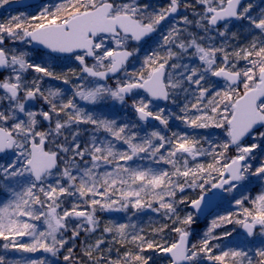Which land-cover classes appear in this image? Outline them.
I'll return each instance as SVG.
<instances>
[{"label":"snow or ice","instance_id":"6c2138e0","mask_svg":"<svg viewBox=\"0 0 264 264\" xmlns=\"http://www.w3.org/2000/svg\"><path fill=\"white\" fill-rule=\"evenodd\" d=\"M149 211L162 222L99 215ZM0 241V264H264V0H49L0 20Z\"/></svg>","mask_w":264,"mask_h":264},{"label":"rangeland","instance_id":"374dc122","mask_svg":"<svg viewBox=\"0 0 264 264\" xmlns=\"http://www.w3.org/2000/svg\"><path fill=\"white\" fill-rule=\"evenodd\" d=\"M47 2H49V0H43V2L41 4H44V3H47ZM161 2H163V0H161ZM41 4H38V5L34 6V7L27 8L25 10L10 11V12L9 11L8 12L7 11L4 12L3 11L4 7L0 8V15L2 13V17H0V20L7 18L9 15H16V14L21 13V12L27 13V14H35L37 12V10H38L39 5H41ZM37 55L38 56L42 55V53H37ZM115 107H117V106H115ZM114 108H112L111 111H113ZM202 134H207V133H206L205 130H203ZM256 190L257 189H255V191ZM219 207L221 209H224L225 207H227V205H224L223 202L221 201L219 203ZM219 211H221V210L219 209ZM99 215L101 216L102 222H107L109 220H112V221H115V222L124 223V222H129V217H131V222H136V223H138V224H140L142 226H147V224H148L150 219L153 220V221L154 220L161 221L160 217L157 214H154V213H151V212H150V214H148V212L147 213H138L137 216H131V212H121L120 214H117V212H103V213H100ZM118 215H121V217H119ZM241 236L239 238H237V239H240ZM228 239H230V238H228ZM231 239H230V241H231ZM225 241H223L224 244L226 243ZM2 243L3 242L0 241V245H2ZM77 243H79V241H77ZM117 247H119V245H117ZM121 251H123V249H121ZM2 254H4V250L2 249V247H0V255H2ZM43 255H47V254H44V253L28 254V253H19V252H15V251L8 253L9 258H16V259L20 258L21 256H32L33 258H39V257H41ZM114 255H115V253H114ZM58 264H64V262L62 260V257L58 261ZM157 264H161V262L157 261Z\"/></svg>","mask_w":264,"mask_h":264},{"label":"flooded vegetation","instance_id":"af4514ba","mask_svg":"<svg viewBox=\"0 0 264 264\" xmlns=\"http://www.w3.org/2000/svg\"><path fill=\"white\" fill-rule=\"evenodd\" d=\"M14 1H16V0H13V1H10V3L11 2H14ZM8 5V4H7ZM7 5H4V12L5 11H18V10H25V9H27V8H30V7H34V6H36V5H31V6H28V7H26V8H17V9H10V10H7L6 9V6ZM0 17H2V13H1V15H0ZM54 83H57L58 84V82H54ZM160 104H161V106H164V102H159ZM117 107H115L114 108V112H118V113H120L121 115H122V117L124 118V119H129V118H133L134 119V116H133V114L131 113V110L130 109H128V110H121V108H120V106L119 105H116ZM171 107V106H170ZM153 124H156L157 122H152ZM171 128H172V130H174V131H183V130H187V131H189V132H192L193 130H191V129H185V127L182 125V124H180V122L179 121H173L172 123H171ZM149 127V129L151 130V125H149L148 126ZM201 131V133L203 132V130H200ZM221 201L219 200L218 202H217V207H215L214 208V211H219V209L221 210V211H219V212H222L224 209H221L220 207H219V203H220ZM229 210H232V211H235L236 209H235V207L234 206H232ZM117 213H121V212H117ZM209 219H211V216H208V218H207V220H205L204 218L203 219H198V223H202V224H204V223H206ZM235 229V232H234V236H236L237 238H239L242 234H243V229H241L238 225H229L228 226V230H231V229ZM218 231H224V229H219ZM231 239V238H230ZM230 239H226V243L224 244V243H222V246H231V247H234L235 246V244H231L230 243Z\"/></svg>","mask_w":264,"mask_h":264},{"label":"water","instance_id":"95a60500","mask_svg":"<svg viewBox=\"0 0 264 264\" xmlns=\"http://www.w3.org/2000/svg\"><path fill=\"white\" fill-rule=\"evenodd\" d=\"M41 2H42V0H16L14 2L9 3L6 6V9L10 10V9H17V8H26L28 6L36 5V4H39ZM38 47H40V46H38ZM43 51H47V50H43ZM218 201L219 200H216L215 204H217ZM201 219H203V218H201Z\"/></svg>","mask_w":264,"mask_h":264},{"label":"trees","instance_id":"16d2710c","mask_svg":"<svg viewBox=\"0 0 264 264\" xmlns=\"http://www.w3.org/2000/svg\"><path fill=\"white\" fill-rule=\"evenodd\" d=\"M10 1H13V0H10ZM253 191L255 192V189ZM117 214H119V213H117ZM148 214H150V212H148ZM118 216L121 217V215H118ZM154 221H157V220H154ZM157 222H162V221H157ZM206 226H207V222L204 223V224L197 223V225L194 226V227H197V230H198V234H197L196 238H199V234L203 233V231L205 230Z\"/></svg>","mask_w":264,"mask_h":264}]
</instances>
